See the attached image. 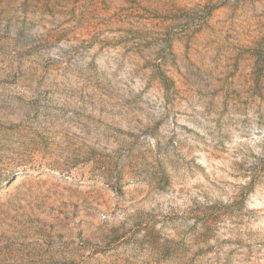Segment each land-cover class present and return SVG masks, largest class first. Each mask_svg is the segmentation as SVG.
Masks as SVG:
<instances>
[{"label":"rangeland","instance_id":"374dc122","mask_svg":"<svg viewBox=\"0 0 264 264\" xmlns=\"http://www.w3.org/2000/svg\"><path fill=\"white\" fill-rule=\"evenodd\" d=\"M0 264H264V0H0Z\"/></svg>","mask_w":264,"mask_h":264}]
</instances>
